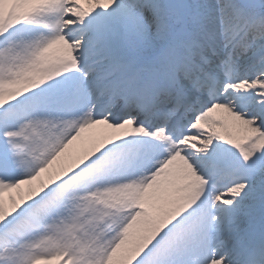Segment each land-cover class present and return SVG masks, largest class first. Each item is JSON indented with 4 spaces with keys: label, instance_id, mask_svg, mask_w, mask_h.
<instances>
[{
    "label": "snow or ice",
    "instance_id": "6c2138e0",
    "mask_svg": "<svg viewBox=\"0 0 264 264\" xmlns=\"http://www.w3.org/2000/svg\"><path fill=\"white\" fill-rule=\"evenodd\" d=\"M0 264H264V0H0Z\"/></svg>",
    "mask_w": 264,
    "mask_h": 264
}]
</instances>
